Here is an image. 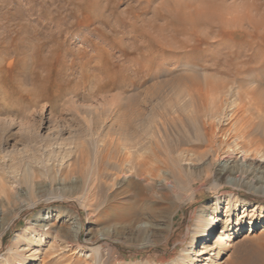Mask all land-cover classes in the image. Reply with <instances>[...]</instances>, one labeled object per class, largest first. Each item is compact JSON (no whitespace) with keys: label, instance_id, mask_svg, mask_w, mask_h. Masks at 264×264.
I'll use <instances>...</instances> for the list:
<instances>
[{"label":"rangeland","instance_id":"1","mask_svg":"<svg viewBox=\"0 0 264 264\" xmlns=\"http://www.w3.org/2000/svg\"><path fill=\"white\" fill-rule=\"evenodd\" d=\"M210 7L213 25L186 29L177 21ZM219 18L240 19L241 26L219 25ZM253 56L264 71V0H0V177L17 178V197L5 213L18 214L0 239V254L51 209L60 225L43 243L56 255L51 264H166L190 245L201 206L216 197L258 204L264 216V190L215 188L212 165L176 193L172 231L159 243L138 246L119 236L92 252L102 228L97 174L112 171L117 144L126 145L132 132L148 146L163 141L188 95L175 86L180 76L192 70L203 81L233 80L218 71ZM71 218L80 224L74 244L67 238ZM263 231L245 232L221 264L236 254L264 264Z\"/></svg>","mask_w":264,"mask_h":264},{"label":"bare ground","instance_id":"2","mask_svg":"<svg viewBox=\"0 0 264 264\" xmlns=\"http://www.w3.org/2000/svg\"><path fill=\"white\" fill-rule=\"evenodd\" d=\"M207 10L205 14L178 17L177 21L186 29L198 23L213 25L217 17L209 12L211 7ZM218 23L225 27L241 26L240 19L219 18ZM165 49L178 51L170 44ZM254 58L218 71L233 80H215L210 76L203 81L192 70L182 75L185 77L180 76L175 86L179 89L185 86L188 95L184 104H177L175 117L167 121L172 133L165 130L163 141L148 146L132 132L131 141L117 144L112 161H108L112 171L102 167L97 174L102 200L97 207L102 228L92 242L98 246L93 253L119 236L138 246L159 243L161 236L165 238L172 231L178 206L176 193L185 189L184 184L192 186L194 176L212 165L216 166L215 188L221 184H245L251 191L264 190V71L253 65ZM108 180L113 181L110 195L106 191ZM16 183L17 178L12 176L0 177V215H4L0 239L18 219L17 211L5 213L17 197L16 189L13 190ZM54 213L48 210L16 232L7 255L0 254V264H51L56 255L49 254L45 250L47 244L43 243L50 238L47 231L60 227ZM67 222L70 225L67 238L74 244L80 238V224L76 218ZM262 227L264 216L258 204L244 199L233 204L231 198L216 197L201 206L190 245L166 264H221L222 256L235 240L245 232L254 235ZM92 255L86 259H92ZM252 260L250 256L236 254L230 264H254ZM72 262L66 263L77 264L75 259Z\"/></svg>","mask_w":264,"mask_h":264}]
</instances>
